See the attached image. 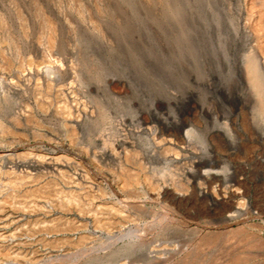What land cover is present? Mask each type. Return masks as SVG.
<instances>
[{
	"label": "rangeland",
	"instance_id": "374dc122",
	"mask_svg": "<svg viewBox=\"0 0 264 264\" xmlns=\"http://www.w3.org/2000/svg\"><path fill=\"white\" fill-rule=\"evenodd\" d=\"M263 36L264 0H0V264H264Z\"/></svg>",
	"mask_w": 264,
	"mask_h": 264
},
{
	"label": "bare ground",
	"instance_id": "6f19581e",
	"mask_svg": "<svg viewBox=\"0 0 264 264\" xmlns=\"http://www.w3.org/2000/svg\"><path fill=\"white\" fill-rule=\"evenodd\" d=\"M252 3V2H251ZM255 7V6H254ZM260 7V6H259ZM255 10V9H254ZM263 19V18H262ZM253 21V20H252ZM248 23V22H247ZM252 23V22H251ZM259 24V23H258ZM247 27V26H246ZM253 27V26H252ZM257 28V27H256ZM247 29H248V27H247ZM251 30V29H250ZM246 32V31H245ZM257 32V31H256ZM259 33V32H258ZM262 34V33H261ZM260 35V34H259ZM264 37V36H263ZM260 38H261V35H260ZM257 39H259V37L257 38ZM263 39V38H262ZM257 43H259V42H257ZM260 46L261 47H264V41H260ZM258 44V45H259ZM260 47V48H261ZM259 48V49H260ZM257 49H258V47H257ZM261 50H263V49H261ZM261 50H259V51H261ZM260 53V52H259ZM258 53V54H259ZM264 54V51H262L261 52V54ZM262 54V55H263ZM260 55V54H259ZM238 56V55H237ZM261 56V55H260ZM258 57V56H257ZM264 57V56H263ZM240 58V57H239ZM242 58V57H241ZM262 58V57H261ZM264 62V61H263ZM238 63V62H237ZM59 68V67H58ZM43 69V68H42ZM47 69H48V67H47ZM52 71V70H51ZM46 72V71H45ZM48 72H50V70L48 71ZM243 73V72H242ZM241 73V74H242ZM49 74V73H48ZM51 75V74H50ZM240 75V74H239ZM254 75V84H259V82L260 83H262V84H264V71H263V69H259L258 68V71L256 72V73H254L253 74ZM238 76V75H237ZM230 77H232V76H230ZM234 78H236L235 76H233ZM244 77H246V75L244 76ZM195 78V77H194ZM228 78H229V76H228ZM114 79V78H113ZM221 79V78H220ZM230 79V78H229ZM231 80V79H230ZM233 80V83H234V79H232ZM249 79H247V81H248ZM115 81H117V80H115ZM223 81V80H222ZM229 81V80H228ZM236 81L238 82V83H240L239 85L241 86V83L243 82V77H241V76H238L237 78H236ZM227 82V81H226ZM237 82H235V83H237ZM113 83V82H112ZM207 83V82H206ZM232 83V84H233ZM221 84V83H220ZM227 84V83H226ZM223 85V84H222ZM235 85V84H234ZM237 85V84H236ZM224 86V85H223ZM218 87H220V86H218ZM237 87V86H236ZM259 87H261V86H259ZM258 87V88H259ZM226 88V87H225ZM224 88V89H225ZM242 88V87H241ZM245 88H246V86H245ZM174 89V88H173ZM233 89V88H232ZM232 89H229V90H232ZM238 89V88H237ZM261 89V88H260ZM169 90V89H168ZM226 90H227V88H226ZM178 91V90H177ZM188 91V90H187ZM222 91H223V89H222ZM242 91V90H241ZM263 92H264V89L262 90ZM170 92H172L171 90H170ZM169 92V93H170ZM179 92H182V91H179ZM224 92V91H223ZM228 92H229V94H228ZM227 92V94H228V96H229V98L230 99H232L233 101H237V100H242V99H245V100H249V101H252L253 103L252 104H254V102H257L258 101V92H254V91H252V89H245V91L244 92H241L240 94H237L236 92H230V91H228ZM261 92V91H260ZM184 93H185V91H184ZM166 95V94H165ZM176 95H177V93L176 94H174V92H173V96H174V99H173V101H174V103L176 104V102H178V101H180V102H182V101H185L186 100V98H188V96L190 97V94H189V92L186 94V95H183V94H181L180 96H179V98L180 99H178L177 100V98H176ZM171 96V95H170ZM227 96V95H226ZM261 96V95H260ZM264 96V95H263ZM167 97V96H166ZM246 97V98H245ZM163 98V97H162ZM161 98V99H162ZM160 99V98H159ZM164 99V98H163ZM167 99V98H166ZM171 99V98H170ZM189 99V98H188ZM263 100V99H262ZM261 100V101H262ZM158 101V100H157ZM170 101V100H169ZM232 101V102H233ZM154 102H156V101H154ZM165 102V101H164ZM167 102V101H166ZM220 102V101H219ZM231 102V103H232ZM234 102V103H235ZM238 102V101H237ZM236 102V103H237ZM243 102V101H242ZM245 102V101H244ZM249 103V102H248ZM247 104V103H246ZM256 104V103H255ZM260 104V103H259ZM156 105V104H155ZM206 105V104H205ZM232 105V104H231ZM250 105H251V103H250ZM170 106V105H169ZM176 106V105H175ZM233 106V105H232ZM235 106V105H234ZM256 106V105H255ZM254 106V107H255ZM183 107V106H182ZM248 107V106H247ZM253 107V108H254ZM194 108H196V107H194ZM251 109H252V107H250ZM177 109H178V107H177ZM198 109L200 110V111H205V107L203 106V105H200L199 107H198ZM226 109V108H225ZM227 110V109H226ZM254 110V109H253ZM193 111V110H192ZM196 111V110H195ZM200 111H199V113H200ZM208 111V110H207ZM207 111H205V112H207ZM210 111V110H209ZM247 111V110H246ZM250 112V111H249ZM264 112V111H263ZM145 113V112H144ZM143 113V114H144ZM146 113H147V111H146ZM208 113V112H207ZM211 113V112H210ZM229 113V112H228ZM247 113V112H246ZM142 114V113H141ZM149 114V113H148ZM209 114V113H208ZM252 114V113H251ZM171 115V114H170ZM210 115V114H209ZM147 116V115H146ZM146 116H143V117H146ZM158 116H159V114H158ZM157 115H156V113L153 111L152 113H150L149 114V117H150V120H154V119H156L157 117H158ZM252 116V115H251ZM108 117V116H107ZM137 117V116H136ZM142 117V116H141ZM141 117H138V118H141ZM142 117V118H143ZM148 117V116H147ZM160 117V116H159ZM192 117V116H191ZM195 117V116H194ZM193 117V118H194ZM202 117V116H201ZM253 117H255V116H253ZM252 117V118H253ZM259 117V116H258ZM86 118V117H85ZM180 117H178V119H179ZM182 118V117H181ZM192 118V119H193ZM196 118V117H195ZM206 118V117H205ZM159 119V118H158ZM157 119V120H158ZM172 119H174V118H172ZM176 119V118H175ZM191 119V120H192ZM198 119H199V117H198ZM254 119V118H253ZM64 120V119H63ZM88 120V119H87ZM144 120V119H143ZM150 120H149V123H150ZM160 120V119H159ZM200 120V119H199ZM201 120H203V119H201ZM103 121H104V119H103ZM256 121V120H255ZM86 122V121H85ZM148 122V121H147ZM185 122V121H184ZM184 122H182V121H172V120H170V121H167V119H165V120H163V119H161L160 120V123H162L163 125L161 126L159 123V125H160V127H159V129H157V128H155V127H151L150 125L148 126V123H147V125H145V127H144V130H145V132L147 133V134H150V135H152V137L151 138H147L149 135H147V139H146V143H148V148L149 149H152L153 150V147H155V145L153 144V143H155V141H152V139H155V138H153L154 136H159L160 134H162V131H163V128L164 127H168L169 125L171 126V130H172V134L176 137V138H178V139H184V138H186V139H188V137H189V132L191 131L189 128H186V124L188 123V122H186V124L184 123ZM205 122H206V120H205ZM204 122V123H205ZM258 122V121H257ZM260 122V121H259ZM83 123V122H82ZM190 123V122H189ZM203 123V124H204ZM264 123V122H263ZM192 124V123H191ZM154 125V124H153ZM158 125V126H159ZM193 125V124H192ZM197 125V124H196ZM196 125H194V126H196ZM257 125V124H256ZM191 126V125H190ZM226 126V125H225ZM261 126V125H260ZM138 127V126H137ZM142 127V126H141ZM215 128V127H214ZM142 129V128H141ZM207 129V128H206ZM227 129V128H226ZM169 130V129H168ZM220 130V129H219ZM142 131V130H141ZM214 131H216V130H214ZM144 132V131H143ZM163 132H165V131H163ZM170 132V131H169ZM169 132H167V133H169ZM212 132H213V129H212ZM218 132V131H217ZM222 132V131H221ZM248 132H251V131H248ZM171 133V132H170ZM204 133V132H203ZM202 133V134H203ZM209 133H210V131H207V135H209ZM216 133V132H215ZM219 133V132H218ZM217 133V134H218ZM206 134V133H205ZM212 134V133H211ZM213 134H214V132H213ZM212 134V135H213ZM221 134V133H220ZM216 135V134H215ZM223 135V134H222ZM230 135V134H229ZM259 135H262V136H264V128H263V130L260 132V134ZM146 136V135H145ZM163 136H165V135H163ZM162 136V137H163ZM172 136V135H171ZM170 136V137H171ZM206 136V135H205ZM218 136V135H217ZM95 137V136H94ZM93 137V138H94ZM142 137H144V136H142ZM161 137V136H160ZM167 137V136H166ZM170 137H168V138H164L163 137V140L161 139H159L161 142L163 141L164 143H168L170 140H172V139H169ZM204 137V136H203ZM210 137V136H209ZM225 137H227V136H225ZM96 139H97V137H95ZM172 138V137H171ZM194 138V137H193ZM202 138V137H201ZM211 138V137H210ZM214 138V137H213ZM213 138H212V140H213ZM221 138V137H220ZM263 138V137H262ZM95 139V140H96ZM195 139V138H194ZM228 139V138H227ZM93 140V139H92ZM158 140V139H157ZM175 140V139H174ZM203 140V139H202ZM201 140V141H202ZM210 140V139H209ZM143 141V140H142ZM177 141V140H176ZM180 141V140H179ZM183 141V140H182ZM191 141V140H190ZM158 142V141H157ZM97 143H98V141H97ZM103 143V142H102ZM106 143V142H105ZM159 144H160V142H158ZM177 143V142H176ZM183 143V142H182ZM181 143V144H182ZM201 143H203V142H201ZM99 144V143H98ZM162 144V143H161ZM160 144V145H161ZM204 144V143H203ZM223 144V143H222ZM226 144H228V143H226ZM99 145H102L101 144V142H100V144ZM143 145V144H142ZM160 145H158V146H160ZM163 145V144H162ZM161 145V146H162ZM206 145V144H205ZM224 145H225V143H224ZM157 146V145H156ZM165 146V145H164ZM170 146V145H169ZM186 146V145H185ZM101 147V146H100ZM107 147V146H106ZM145 147V146H144ZM163 147V146H162ZM167 147V146H166ZM206 147V146H205ZM83 148V147H82ZM111 148V147H110ZM158 148V147H157ZM169 148V147H168ZM107 149V148H106ZM206 149V148H205ZM138 150V149H137ZM156 150V149H155ZM159 150H160V148H159ZM209 150V149H208ZM103 151L104 152H106L105 151V149H103ZM158 151V150H157ZM82 152V151H81ZM102 152V151H101ZM112 152V151H111ZM110 152V153H111ZM150 152V151H149ZM153 152V151H152ZM151 152V153H152ZM143 153H145V152H143ZM3 154V153H2ZM9 154H11V153H9ZM86 154V153H85ZM103 154H105V153H103ZM147 154V153H146ZM150 154V153H149ZM159 154H160V152L158 153V156H159ZM109 155V154H108ZM112 155V154H111ZM30 156H31V154H30ZM153 156V155H152ZM163 156V155H162ZM11 157V156H10ZM40 157V156H39ZM43 157H45V156H43ZM54 157V156H53ZM209 157V156H208ZM13 158V157H12ZM11 158V159H12ZM18 158V157H17ZM32 158V157H31ZM30 158V159H31ZM35 158V157H34ZM33 158V159H34ZM41 158V157H40ZM55 158L57 159V157L55 156ZM165 158V157H164ZM14 159V158H13ZM16 159V158H15ZM28 159H29V157H28ZM47 159V158H46ZM60 159V158H59ZM22 160V159H21ZM45 160V159H44ZM49 160V159H48ZM18 161H20V160H18ZM26 161H27V159H26ZM37 161V160H36ZM57 161V160H56ZM61 160H59V162H60ZM66 161V160H65ZM21 162V161H20ZM29 162V161H28ZM54 162V161H53ZM64 162V161H63ZM24 163V162H23ZM38 163V162H37ZM43 163V162H42ZM58 163V162H57ZM61 163V162H60ZM69 163V162H68ZM22 164V163H21ZM26 164H27V162H26ZM29 164L30 165H32V166H34V165H36V163L34 162V161H30L29 162ZM42 166V165H41ZM40 166H38V168H39ZM37 168V167H36ZM35 168V169H36ZM34 169V168H33ZM209 174H211V173H209ZM206 175V174H205ZM207 175H208V173H207ZM206 177V176H205ZM145 179V178H144ZM9 186V185H8ZM13 186V185H12ZM12 189V188H11ZM135 189V188H134ZM202 190V189H201ZM56 191H58V190H56ZM200 192V191H199ZM56 194V193H55ZM50 195V194H49ZM32 196V195H31ZM56 196H57V194H56ZM62 196V195H61ZM174 196V195H173ZM24 197V196H23ZM36 197V196H35ZM19 198V197H18ZM49 198V197H48ZM23 199V198H22ZM27 199V198H26ZM26 201V200H25ZM35 201V200H34ZM54 201V200H53ZM49 202V201H48ZM25 204V203H24ZM40 204V203H39ZM22 205V204H21ZM28 205V204H27ZM31 205V204H30ZM35 205V204H34ZM139 205V204H138ZM18 206H19V204H18ZM26 206V205H25ZM24 206V207H25ZM115 208V207H114ZM34 210V209H33ZM107 210V209H106ZM2 221V220H1ZM4 226V225H3ZM223 226H227V224H225V225H223ZM2 228V227H1ZM4 228V227H3ZM165 230L163 229V232H164ZM1 233V232H0ZM128 233V232H127ZM133 233V232H132ZM131 233V234H132ZM11 234V233H10ZM135 234V233H134ZM166 234V233H165ZM1 235H2V233H1ZM138 235V234H137ZM162 235H164V233L162 234ZM130 236H133V235H130ZM4 237V236H3ZM135 238H136V236H134ZM135 238H133V240H129V242H128V244H127V248L128 249H133V251L135 250V249H137V251H138V248L139 247H141L140 245L141 244H139L138 242H137V240L135 239ZM138 238H139V236H138ZM1 239V238H0ZM1 243V242H0ZM123 246V245H122ZM145 246V245H144ZM111 247V246H110ZM142 250H144V248L142 249ZM114 251V250H113ZM136 251V250H135ZM141 251V250H140ZM112 252V251H111ZM113 253V252H112ZM112 253H110V254H112ZM137 253V252H136ZM14 255V254H13ZM8 256V255H7ZM10 257V256H9ZM158 262V261H157ZM124 263V262H123Z\"/></svg>",
	"mask_w": 264,
	"mask_h": 264
}]
</instances>
